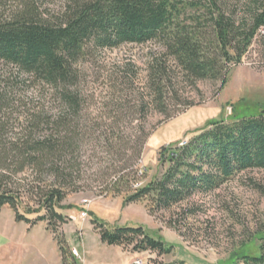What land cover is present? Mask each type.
Returning <instances> with one entry per match:
<instances>
[{
  "label": "trees",
  "instance_id": "1",
  "mask_svg": "<svg viewBox=\"0 0 264 264\" xmlns=\"http://www.w3.org/2000/svg\"><path fill=\"white\" fill-rule=\"evenodd\" d=\"M244 6L237 13L221 0H70L55 21L32 6L8 16L0 13V209L10 208L14 220L28 228L45 221L61 264H77L56 234L66 222L57 208L67 192L77 190V154L85 138H102L116 154L130 152L126 157L123 151L119 160L125 157L132 164L105 168L113 177L106 194L124 192V203L144 202L150 215L207 194L242 171L264 169V110L250 111L251 106L238 103L231 107L229 121L210 120L184 144L162 145L159 159L167 163L163 173L142 187H135L136 182L133 189L128 187L132 173L137 178L143 174L132 165L151 134L145 118L157 112L168 120L175 106L193 104L164 103L180 79L191 85L220 81L222 86L253 43L264 56V0H248ZM149 42H157L161 51L151 53L146 63L147 101L105 105L92 117V129L83 125L88 104L72 90L79 80V60L98 50ZM36 86L39 95H27ZM131 120L136 121L134 133L126 135ZM40 211L34 218L26 216ZM91 224L106 244L158 257L173 250L142 226L109 229L97 218ZM260 250L257 256L241 254L239 259L264 264V243Z\"/></svg>",
  "mask_w": 264,
  "mask_h": 264
},
{
  "label": "rangeland",
  "instance_id": "2",
  "mask_svg": "<svg viewBox=\"0 0 264 264\" xmlns=\"http://www.w3.org/2000/svg\"><path fill=\"white\" fill-rule=\"evenodd\" d=\"M69 1L0 0V13L8 16L32 6L46 20L55 21L62 16ZM245 1L248 0H221L226 8H234L237 13L245 10ZM261 49L253 43L241 62L231 68L222 86L220 81L200 80L191 85L179 80L176 90L166 94L164 103L193 104L186 108L175 106L172 110L174 116L168 120L163 121V116L157 112L145 118V130L151 134L140 158L132 165V168L142 169L143 174L137 178L132 173L128 184L130 189L135 182L140 183L139 187L146 185L166 169L167 163L159 159L162 145L189 140L210 120L229 121L231 107L238 103L251 106L252 109L247 107L250 111L264 110V56ZM159 51L161 47L157 42L123 44L81 58L76 65L79 80L72 90H78L83 103L88 104L83 125L92 129V117L103 111L105 105L146 102V63L151 53ZM39 91L37 86L29 88L27 95L37 96ZM135 123L131 120L126 125V135L134 133ZM107 149L102 138H85L80 144L77 154L79 172L74 179L77 190L67 192L60 203L62 207L57 208L66 216V222L59 225L56 234L62 239L68 255L75 257L71 251L76 248L81 256L80 233L87 244L88 261L94 263L105 255L106 251L97 249L100 239L92 227L93 218L109 229L142 226L150 236H159L166 244L173 245L168 255L158 257L147 251L137 257L146 264L177 262L176 258L181 257L194 264H243L239 259L241 254L257 256L261 253L260 245L264 243V169L242 171L207 194H195L171 211L150 215L144 202L124 203V192L106 194L113 177L104 173L105 168L131 163L130 160L124 161L125 157L119 160L123 151L128 157V150L116 154ZM23 210V207L19 208L20 213ZM83 210L87 211L84 220L79 216ZM40 214L42 211L26 216L34 218ZM54 240L45 221L28 228L26 223L14 220L10 208L4 206L0 209V264H57L58 249ZM76 259L81 263L80 258Z\"/></svg>",
  "mask_w": 264,
  "mask_h": 264
},
{
  "label": "crops",
  "instance_id": "3",
  "mask_svg": "<svg viewBox=\"0 0 264 264\" xmlns=\"http://www.w3.org/2000/svg\"><path fill=\"white\" fill-rule=\"evenodd\" d=\"M80 240L82 242L79 246L81 250V259H80L81 263H78V260L76 259L77 264H132L133 259L139 257L140 255L144 253H147V251L134 252V251H131L130 249L123 248L119 245L106 244L100 240V243L97 244V249H99V251L104 250L106 251V253L105 255H102L97 261L93 263L91 261H88L87 259L88 257L87 256V244H86V241L83 240L82 233H80ZM54 242H55V247H56L57 246L56 241L54 240ZM57 249H58V246H57ZM57 252H58V256H57L58 263L57 264H61L59 249ZM176 259L178 261H182L183 264H194L192 260L190 262L188 259L183 258V257L176 258Z\"/></svg>",
  "mask_w": 264,
  "mask_h": 264
},
{
  "label": "built area",
  "instance_id": "4",
  "mask_svg": "<svg viewBox=\"0 0 264 264\" xmlns=\"http://www.w3.org/2000/svg\"><path fill=\"white\" fill-rule=\"evenodd\" d=\"M184 143H185V141H180L179 145H182ZM139 174H141V170L139 171ZM139 184L140 183H135V187L139 186ZM79 216H80L81 219L84 220L87 217V211L86 210L81 211L79 213ZM71 252H72L73 255H75L76 258H80L81 259V256L78 254L76 248H73ZM132 264H146V262L143 261V259H141V258H135V259H133Z\"/></svg>",
  "mask_w": 264,
  "mask_h": 264
}]
</instances>
